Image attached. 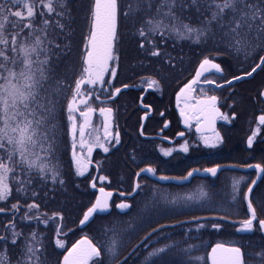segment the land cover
I'll return each instance as SVG.
<instances>
[{"label": "snow or ice", "instance_id": "1", "mask_svg": "<svg viewBox=\"0 0 264 264\" xmlns=\"http://www.w3.org/2000/svg\"><path fill=\"white\" fill-rule=\"evenodd\" d=\"M128 37L135 44L136 75L161 95L185 61L169 48L198 49L194 75L175 93L184 128L194 127L196 136L192 143L184 140L179 152L222 149L226 136L217 122L238 120L244 99L238 89L245 84L248 102L261 106L246 148L255 153L264 144V0H0V264H129L134 255L141 259L132 264H264V155L256 163L185 169L179 177L141 167L129 189L119 192V202L106 191L107 174H89L97 149L106 160L122 144L116 113L125 91L136 86L119 79ZM138 108L144 137V122L154 111L165 113L143 97ZM162 124L161 131L169 128ZM177 135L185 137V131ZM162 151L168 157L174 150ZM102 167L98 161L95 170ZM241 167L254 170V178H232L227 200L212 180L185 195L154 187L148 192V177L183 184L197 177L218 180ZM70 175L73 189L87 183L98 193L74 221L82 233L75 240H69L75 229L66 224L67 209L48 207L68 192ZM161 202L164 211L189 210L191 219L173 217L187 231L177 239L170 234L177 224L158 221L125 254L145 214L160 211ZM193 208L216 214L198 215ZM228 229L233 238L202 239ZM153 234L157 243L141 251Z\"/></svg>", "mask_w": 264, "mask_h": 264}, {"label": "flooded vegetation", "instance_id": "2", "mask_svg": "<svg viewBox=\"0 0 264 264\" xmlns=\"http://www.w3.org/2000/svg\"><path fill=\"white\" fill-rule=\"evenodd\" d=\"M124 50L126 57L130 59L136 57L135 44L131 37L125 39ZM197 60L198 56L193 58L189 51L186 52L185 61L181 67L183 76L181 79H177L172 75L165 84L163 95L149 88L147 84L142 85L139 76L130 78L128 75L130 74L129 71L135 69V67H133L135 64L131 65L129 61L127 64L125 62L122 64L124 70L119 76L120 81H126L136 85L125 92L120 100L119 111L116 113V122L121 132L122 144L118 146V150L114 149L113 153H109L108 159L106 160L104 159L105 154L100 149H97L93 153V165L89 172V174L93 176L108 175L111 183L106 182V191H112L113 200L119 202V200L122 199L119 197V192L129 189L131 183L135 179L134 173L139 171L141 167L153 166L158 169V174L160 175L179 177L181 174H186L185 169L190 170L193 167H209L213 166L214 162L232 164L250 161L256 163L260 160L261 156L264 155V144H261L256 149L255 153H252L251 150L246 148V138L250 134L251 129L256 126L255 120L260 114L261 108L260 105L248 102L249 92L247 89H249L250 85L247 84L238 89L241 96L244 98L241 107L238 108V120L230 125H226L222 121L217 122V128L226 136V144L222 149L208 150L201 147L197 150H190L189 153L186 154L179 152L180 144L183 143L184 140H188L189 143H192L196 136L194 127L191 132L184 128V124L179 116V111L176 108L175 93L182 82L190 79L191 76L194 75L195 69L198 66ZM226 63H230V61H226ZM222 95L227 96L228 93L224 92ZM140 97L144 98L145 103L153 105L156 110L165 113L164 116H160L157 111L151 114L149 120L145 121L144 137L139 136V117L143 115V111L138 108ZM237 99L239 100L240 97H237ZM226 110L227 109H222V111ZM93 121L94 124L99 126L101 118L97 115L93 118ZM162 121L169 122V128L163 129V131H161L163 128ZM179 131H185V137H179L177 135ZM169 149L174 150L172 156H164L162 150ZM133 156L135 157L134 161L136 163H124L125 160L130 161ZM98 161L103 163V167L99 172L95 170ZM253 172L254 170H246L242 167L228 169L219 176L218 180L211 177H197L183 184L177 183L174 180L160 181L148 177L150 181L148 192L150 193L151 189L154 187L165 195H185L192 192L202 181L206 183L208 180H212L215 183L217 191L220 193V197L227 200L228 196L225 194H230L231 192L232 178L238 176L254 178ZM141 183H144V181L141 180ZM81 184L86 186L88 195L94 200L95 195H98V193L94 189L88 187L87 183ZM141 207H143V204H140L136 211H139ZM163 207V203L161 202L160 211H153L150 209L145 214L144 219L150 220L151 223L149 226L140 229L132 243L125 249V254L130 252L132 247L139 243L148 232H151L153 226L159 227L156 221L152 222L153 220H176L173 219V217H179V220L191 219L189 210L168 212L164 211ZM191 211L196 212L198 215L216 214L210 211H200L196 208L191 209ZM133 214H135V212ZM75 216L76 212L72 211V214L69 215L68 218L69 220H73ZM69 226L75 229L74 233H69L70 237L75 235L77 229L75 228V224H69ZM184 231H187V228L181 227V229L170 230V234L173 235L172 233L175 232V236H178L177 234ZM90 233L89 231V234ZM156 243L157 237L153 234L152 238L142 246L141 251H150ZM200 254H202V252ZM140 259L141 257L139 255H134L129 264H132V260L139 261Z\"/></svg>", "mask_w": 264, "mask_h": 264}, {"label": "trees", "instance_id": "3", "mask_svg": "<svg viewBox=\"0 0 264 264\" xmlns=\"http://www.w3.org/2000/svg\"><path fill=\"white\" fill-rule=\"evenodd\" d=\"M84 28V25H83V22L80 21L79 23V26H78V29H77V36H76V43L78 44L79 43V40H80V30ZM124 46H125V41H124V44H123V50H124ZM193 47V48H192ZM169 51H172L173 54L175 55L176 53H180L181 55H184L186 54V52H190L191 56L193 58H196L198 56V49L196 48L195 45H192L191 47H189L187 44L184 45V47L181 49L180 47H177L174 51L169 48ZM125 52V50H124ZM131 54H132V50H131ZM132 57V56H131ZM134 58V57H133ZM72 60L75 61L76 60V52L74 51L73 53V57H72ZM122 60H123V63L125 62L126 64L128 63V61L130 62V64H136V59H130L128 57H126V55H124L122 57ZM183 64L181 65H178V68L176 70V72L173 74L175 78L177 79H181V77L183 76L182 73V67ZM138 70L135 68V69H131L129 72L130 74H128L130 76V78L134 77V76H138L136 75V72ZM145 75H147L148 73L145 72L144 73ZM126 146V145H125ZM68 159L69 157H65V170L67 171V167H68ZM125 164H128V163H136L133 159H131L130 161L128 160H125L124 161ZM74 177H72L71 175L69 176V189H68V192L65 194V193H60L57 195V199L56 201L54 202H50L48 207L50 210H54V209H57V208H60V207H64L67 209V212H66V224H71V225H74V221L76 220V218L80 215V212H81V209L83 210H86V206L89 204L90 201H92V198L88 195L87 193V188L86 186H84L83 184H81L80 188L79 189H73L72 188V185H71V180L73 179ZM78 180H82L81 178H76ZM72 211H75L76 212V216L73 220H69V215L72 214ZM160 222V223H163V224H177V227L175 229H181V227H185L184 225H180L178 223L177 220H153L152 222ZM183 221V220H181ZM150 220L148 219H144V222H143V226L142 227H145V226H149L150 224ZM157 226H159V224L157 223ZM43 227V226H41ZM193 231H195V226L193 225ZM75 228L77 229L76 230V233L75 235H72L69 237V240H75V239H78L80 238V236L82 235L79 227L75 224ZM89 234V231L91 232L89 235H93L94 234V231L92 229H88L86 230ZM232 232V229H228L226 230V234L224 236H220V235H204L202 237V239L205 241V242H211V241H215V240H221V239H224V240H227L229 238H233V237H230L229 235H227V233H231ZM179 233V232H177ZM173 236H175V232L172 233ZM180 234V233H179ZM179 234H177L178 236H175L177 239H179ZM195 243H199V241H194ZM15 258V257H13Z\"/></svg>", "mask_w": 264, "mask_h": 264}, {"label": "water", "instance_id": "4", "mask_svg": "<svg viewBox=\"0 0 264 264\" xmlns=\"http://www.w3.org/2000/svg\"><path fill=\"white\" fill-rule=\"evenodd\" d=\"M126 91H128V90H126ZM126 91H125V92H126ZM144 123H145V122H144Z\"/></svg>", "mask_w": 264, "mask_h": 264}]
</instances>
